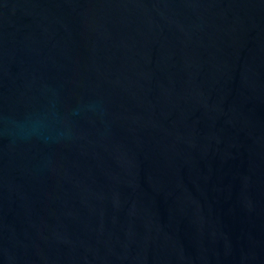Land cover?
Here are the masks:
<instances>
[{"label": "water", "instance_id": "95a60500", "mask_svg": "<svg viewBox=\"0 0 264 264\" xmlns=\"http://www.w3.org/2000/svg\"><path fill=\"white\" fill-rule=\"evenodd\" d=\"M0 264H264V0H0Z\"/></svg>", "mask_w": 264, "mask_h": 264}]
</instances>
